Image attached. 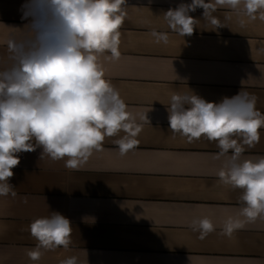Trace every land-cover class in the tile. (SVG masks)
I'll use <instances>...</instances> for the list:
<instances>
[{"label":"crops","instance_id":"1","mask_svg":"<svg viewBox=\"0 0 264 264\" xmlns=\"http://www.w3.org/2000/svg\"><path fill=\"white\" fill-rule=\"evenodd\" d=\"M24 2L0 0V57L7 56L9 33L27 23ZM181 3L191 0H127L120 58L99 55L105 79L141 126L135 149L121 156L114 141L124 133L106 137L103 150L79 169L41 158L39 147L18 154L10 178L16 194L0 196V264H60L71 256L80 264H264V219L223 233L225 221L243 207V189L218 176L231 150L218 156L216 141L174 134L167 110L175 93L219 102L244 90L264 114V21L249 20L242 6H217V27L198 8L190 13L197 20L193 34L183 37L164 18ZM154 30L167 33L168 42L157 43ZM259 131V142L244 145L241 161L264 156V128ZM51 212L71 221L72 243L41 249L33 261L28 252L37 241L29 225ZM204 217L215 230L202 239L191 224Z\"/></svg>","mask_w":264,"mask_h":264},{"label":"clouds","instance_id":"2","mask_svg":"<svg viewBox=\"0 0 264 264\" xmlns=\"http://www.w3.org/2000/svg\"><path fill=\"white\" fill-rule=\"evenodd\" d=\"M127 0H25L19 33H9L7 56L0 57V196L11 193L13 169L19 153L42 149L41 158L65 161L79 169L103 150L106 137L119 136L114 143L121 156L135 149L141 126L128 111L119 91L105 79L99 55L120 58V28ZM217 6L238 11L249 20L264 21V0H191L164 13L168 27L181 36H191L196 18L222 27L212 15ZM156 42H168V34L153 31ZM256 96L240 90L219 102H209L189 93H175L168 106L170 130L189 141L201 137L216 141L218 156L231 155L218 176L225 185L243 189V207L238 217H229L223 233L231 236L246 222L264 219V156L240 160L244 145L254 146L264 128V114L256 109ZM67 159L65 160V158ZM192 230L204 238L215 230L207 218L192 221ZM36 248L28 252L39 260L44 250L68 248L72 243L71 221L59 212L33 220L29 225ZM60 264H80L76 256Z\"/></svg>","mask_w":264,"mask_h":264}]
</instances>
